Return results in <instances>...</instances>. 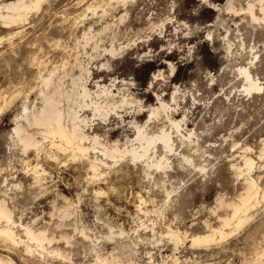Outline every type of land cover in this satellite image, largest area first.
Returning a JSON list of instances; mask_svg holds the SVG:
<instances>
[{
	"label": "rangeland",
	"instance_id": "1",
	"mask_svg": "<svg viewBox=\"0 0 264 264\" xmlns=\"http://www.w3.org/2000/svg\"><path fill=\"white\" fill-rule=\"evenodd\" d=\"M9 1L12 0H0V4ZM74 1L44 0L42 10L32 11L30 20L20 29L15 26L2 27L0 20V90L18 82L26 88L36 85L27 103L29 108L40 106L41 84L36 83L39 74L29 60L36 55L46 64L41 74L46 77L49 70L55 67L52 78L66 90L71 89V81L75 76L85 74L82 67L86 66L91 68L92 76L107 84L114 77L132 81L135 96L146 104H155L154 91L162 92L167 100L171 98L174 87H180L179 96L185 100L178 109V118L186 110L183 106L191 107L187 128L194 129L198 134L199 151L203 149L209 155V162H203L201 152L194 155L195 162L205 165V171L200 173L196 169L190 168L189 171L180 168L177 156H172L170 162L173 161L175 169L171 170V181L176 191L170 199L165 197L160 185H154L152 180L144 176L141 162L125 161L108 169L107 176L110 178H114L115 174L124 176L113 183L111 190L107 184H89L85 178L86 169L79 161L53 166L44 164L46 174L40 187L32 183V170L24 167L21 161L24 155L12 145L10 133L13 119L21 110V104L10 110H2L0 197L14 198L10 204L15 207V218L21 216L23 224L31 223L34 228H45L47 235L55 241L51 243L53 245L45 247L49 251L61 250L64 256L57 257L48 250L26 255L22 245L14 246L15 250L0 245V258L10 260L12 264H94L95 256L98 255L112 262L109 264H172L171 245L166 237L160 236V232L165 231L168 223L181 231H189L188 234H203L205 228L202 221L205 219L210 220L213 226L218 225L211 211L216 205V197L219 194H225V198L229 199L235 197L243 181L231 169V163L240 161L246 146L250 147L253 157L264 147V22H252L247 14L240 12L248 0H232L237 12L223 9L227 0H209L221 7V11L214 10L209 2L203 0H127L125 4L116 0L113 1L117 8L114 15L117 18L126 10V16L123 21L114 22L112 30L106 32L98 43L109 46L114 35L117 44L129 41L131 45L110 59L111 67L108 70L100 71L97 67L103 62L104 56L91 59L90 55L96 56L91 44L82 49L84 26L79 23L63 30L57 27L56 20L64 10H75L72 5ZM86 15L90 21L91 13L86 12ZM112 19V16L107 18L109 21L115 20ZM102 22H98L97 26L100 27ZM17 29L20 32L15 34ZM209 32L214 41L208 40ZM55 39L61 44L59 48L53 46L52 41ZM227 39L231 40L228 53ZM63 47H66L65 50ZM169 63L174 66L173 72L170 71ZM244 65L251 67L252 74L259 79L262 85L259 92L249 94L243 90V80L237 67ZM158 72L161 75L153 79L150 85L153 74ZM92 85L93 82L90 87ZM191 94L197 97L195 102ZM62 104L66 106V101H62ZM146 116L148 114L145 113L139 121L144 122ZM116 121L112 118L107 128L114 131L113 138L119 137L124 141L123 130L119 129ZM98 122L94 121V126L103 130L107 123ZM153 123L151 125L156 130L161 120H154ZM127 134L132 137L133 131L129 130ZM189 152L192 153V150ZM254 165L251 175L258 179L259 184H263L264 161L255 159ZM5 177L7 180L4 182ZM99 186L108 191L107 195L97 196L93 193V188ZM136 191L146 197L149 214L136 212ZM151 194L155 196L151 198ZM67 208L69 215L63 217ZM223 212L218 211L219 214ZM17 232L22 239H26L20 228ZM189 244L186 241L178 250L180 252L177 255L182 260L191 257ZM219 244L212 245L207 251L201 250L196 262L189 261L188 264H240L244 257H252L254 251L260 250L261 246L264 248V200L258 205L254 218ZM16 250H21L23 256Z\"/></svg>",
	"mask_w": 264,
	"mask_h": 264
},
{
	"label": "bare ground",
	"instance_id": "2",
	"mask_svg": "<svg viewBox=\"0 0 264 264\" xmlns=\"http://www.w3.org/2000/svg\"><path fill=\"white\" fill-rule=\"evenodd\" d=\"M43 1L44 0H12L0 4V20L3 23L2 27L15 26L20 29L24 24L28 23L30 20L29 14L32 11H38L39 9L42 10L41 5L43 4ZM113 1L116 0H89L87 2H84V0H75L72 4L73 7H75V10H64L63 14L60 11L62 16L56 20L57 27L59 26L58 29L60 30L71 26L74 27L79 25V23H81V26H84L82 29L84 39L82 49H86V46L91 44L93 51L96 52V56L93 55V57L90 55L91 59L104 56L103 62H101L100 66L97 67L100 68V71L106 69L108 70L111 67L109 63L110 59H113L117 55L123 53L125 48L131 45L129 44V41L126 44H123V42L117 44L115 42L114 35L111 37L109 46L103 45L104 43L99 45L98 43V41L101 42L103 40V35L106 32L112 30L114 22H121L126 16L127 11L125 10V12L116 18L114 11L117 8ZM126 1L127 0H121L123 4H125ZM203 1L207 3L209 2V0ZM226 2L225 7L223 8L224 10L237 12L232 0H227ZM210 4L214 10L221 11V7L217 4ZM77 10L81 11L75 12ZM86 12L91 13L90 21L86 17L88 16L86 15ZM240 12L247 14L252 22H264V0H248L246 7L240 8ZM108 16H112L115 20H107ZM98 22H102L100 27L97 26ZM19 29L15 30L14 33H19ZM208 40L214 41L210 32L208 33ZM55 41H52L54 42L53 46L57 45L54 48H59L58 45L61 44H59V41ZM230 41L228 39L226 40V53L231 50ZM133 42L135 41L133 40ZM49 45L52 46V44ZM65 48L66 47H63V50H65ZM255 56L257 57V55ZM29 60L30 64L36 68V72L39 74L37 80L38 82L36 83H39V85L41 84L40 90L38 89L39 94L41 95L40 106H36L37 108H29L27 103L30 99V94L35 89L36 85L26 88L18 82L13 85L11 84L12 86H7V89L0 90V111L10 110L18 104H21V110L14 116V125L10 134L12 145L16 146L17 149L24 155L21 158L23 165H25L24 167H27L28 170H32V183L35 185L40 187L43 186L42 182L45 179L44 175L46 174V170L43 167L44 164L53 166L67 161H79L86 169L85 178L89 184H107L110 186L109 190H111L113 189V183L116 180H122L124 176L121 174H115L114 178H110L108 177L109 175L107 176L108 169H111V167L117 163L125 161H130L132 163L141 162L144 176L148 178L149 181L152 180L154 185H160L159 187L165 197L170 199L175 196L174 193L176 191L171 181L173 176L171 170L175 169L174 165H172L173 161L170 162L172 156H177L178 166L182 169L190 171V168H192L193 170L196 169V171L200 173L205 171L204 164L194 161V155L198 154V152H201L200 157L204 158L203 162H209V155L207 156L206 152L202 151L203 149L199 151L200 144L198 134L194 129L187 128L188 112L191 107L187 108L186 106H183V108H186L187 111L184 110L181 113L183 116L178 118V109L181 106V103L185 100L179 96L181 94L180 87H174L171 98H168L169 100L165 99L162 92L154 91V95L156 97L155 104H146L145 102H142V99L135 96L132 81L125 78L114 77L111 82L107 84L104 83L103 80L96 79L92 76L93 73L90 74V67L81 66L85 74L77 77L75 76V78L71 81V89L66 90L63 89L64 86L62 87L59 82H56L52 78V75L56 72L55 67L49 70L50 73L45 77L41 74V70L46 67L45 62L40 60L37 55L33 56ZM169 65L170 71L173 72L174 66L172 63H169ZM250 68L251 67H248L247 65L237 67L243 80L242 88L249 94L257 91L259 92L262 89L259 79L252 74ZM159 75H161L159 72L153 74L150 85L153 83V79H156ZM89 80L90 83L93 82L92 87H90V83H88ZM224 94L228 96L227 93ZM191 95L193 102H195L197 97L195 94ZM62 101H66V106L62 104ZM87 112H89L88 114H90V116L86 114ZM145 113L148 114V117L146 116L147 119H145L144 122H140L139 118ZM129 116V120L126 121ZM112 118L117 120L116 124H118L119 129L123 130L124 141H122V138L119 137L113 138L114 131L107 128ZM97 120H99L98 124H100V122L107 123L103 126V130H98L94 126V121ZM154 120H161V124L156 130L153 129V126L151 125ZM129 130L133 131L132 137L129 136L130 134H127V131ZM190 150H192V153L189 152ZM250 152V147L246 146L240 155V161L231 163L230 165L236 176L243 179L239 193L230 199L228 197V199L225 198V194H219L215 200L216 205L211 208V211L216 216L215 219L218 222V225L213 226L210 220L205 219L202 221L205 228L203 234H194L193 232H191L193 234H188L189 231H181L178 227H172L173 224L168 223L165 231L160 232V236L166 237L171 245V251L173 252L170 255V259L172 264H188L189 261L196 262V257L199 256L201 250L207 251L212 245H218L221 241H225L227 237L233 235L239 229H242L247 222L255 217L258 205L264 200V183L259 184L258 179L253 177L251 172L255 166V159L264 161V147L260 149L254 157ZM154 173L156 175L153 176ZM3 180L5 182L7 178L5 177ZM93 190V193L97 196L107 195L108 193V191L106 192V190H103L100 186L98 188L95 187V189L93 188ZM220 192L222 191L220 190ZM136 196L138 199V203L134 207L136 212L149 214L150 211L146 207V197H143L144 195L141 194L140 191L136 193ZM153 196L155 195L151 194V198H153ZM12 202H14V198L10 196L0 197V245H4L7 249L22 245L24 246L22 250L26 255H33L34 252L37 251L43 253L45 250H48L45 245H53L51 243L54 238L47 235L45 228H34L31 226V223L23 224V221H20L21 216L16 219L13 209L14 206L11 205ZM67 210L68 208L65 212H63V217H67L69 215ZM219 210H223L224 212L219 214ZM153 211L157 210L154 209ZM60 215H62V213H60ZM19 228L23 231L26 238L25 240L22 239L17 232V229ZM113 232L111 231V234ZM110 236L107 235L106 237ZM89 238L86 237V239ZM186 241L190 242L188 248L191 250V257H186L182 260V257L180 258L177 254L180 252L178 251L180 247H182ZM13 250H15V248ZM20 251L19 253H21ZM60 251L51 250L49 252L56 254L57 257L64 256L60 253ZM254 253L255 254L252 257H244V261H240V264H264V248L261 246L260 250H256ZM95 257L94 264H109L110 262H108L107 258H100L101 256L98 255ZM111 259L113 260V258ZM0 264L12 263L10 260L0 258Z\"/></svg>",
	"mask_w": 264,
	"mask_h": 264
}]
</instances>
